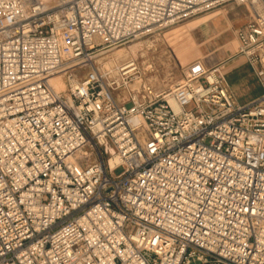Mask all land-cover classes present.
<instances>
[{
  "label": "built area",
  "instance_id": "1",
  "mask_svg": "<svg viewBox=\"0 0 264 264\" xmlns=\"http://www.w3.org/2000/svg\"><path fill=\"white\" fill-rule=\"evenodd\" d=\"M230 5L247 105L224 64L98 62ZM0 264H264V0H0Z\"/></svg>",
  "mask_w": 264,
  "mask_h": 264
},
{
  "label": "rangeland",
  "instance_id": "2",
  "mask_svg": "<svg viewBox=\"0 0 264 264\" xmlns=\"http://www.w3.org/2000/svg\"><path fill=\"white\" fill-rule=\"evenodd\" d=\"M234 7L241 13L242 18H246L245 8L248 9V6L234 5ZM210 16L201 15L157 33L151 38L114 49L100 57L98 62L108 67L107 64L114 60L116 55L123 51L128 52L130 58L138 61L143 82L158 92L172 89L175 84L183 80L186 69L193 62L208 61L211 65L222 52L234 53V46L236 49L239 47V44L235 43L237 28L224 31L222 29L217 33L210 29V26L218 16ZM231 18V21L238 22L239 18ZM251 20L252 17L248 18L247 22ZM124 60L117 62L116 66ZM122 172L123 170H118L116 174Z\"/></svg>",
  "mask_w": 264,
  "mask_h": 264
},
{
  "label": "crops",
  "instance_id": "3",
  "mask_svg": "<svg viewBox=\"0 0 264 264\" xmlns=\"http://www.w3.org/2000/svg\"><path fill=\"white\" fill-rule=\"evenodd\" d=\"M245 10L247 12L245 16L246 18H242L241 13L236 7H234V5L226 6L217 11L206 14L211 15L210 17L218 16V18L212 21L210 29H213V31L219 33V31L222 29V31H224L237 28L235 31L236 35L237 31L245 27V25L248 23V18L252 16L251 10L249 8H245ZM231 17L234 19L236 17L239 18L238 22L231 21ZM236 41L235 43L237 45L238 42ZM204 64L207 67L224 64L223 70L227 76L229 88L235 95L236 101L239 105H247L263 94V89L252 69L247 65L245 59L239 55V47L236 49V46H234V53L222 52L219 55V58L211 65L208 63V61H206Z\"/></svg>",
  "mask_w": 264,
  "mask_h": 264
},
{
  "label": "bare ground",
  "instance_id": "4",
  "mask_svg": "<svg viewBox=\"0 0 264 264\" xmlns=\"http://www.w3.org/2000/svg\"><path fill=\"white\" fill-rule=\"evenodd\" d=\"M127 51V50H126ZM119 53V52H118ZM130 53V52H129ZM117 54V53H116ZM142 56H145V55H142ZM115 57V56H114ZM129 59V55H128V52H120L118 55H116L115 59L112 60L111 62H109L107 64V68H112V69H116L122 62L126 61L127 59ZM122 59H125L124 61H122L119 65L116 66V63L117 62H120V60ZM53 84L56 86V88L58 90H64V82L61 80V79H57V80H54L53 81Z\"/></svg>",
  "mask_w": 264,
  "mask_h": 264
}]
</instances>
